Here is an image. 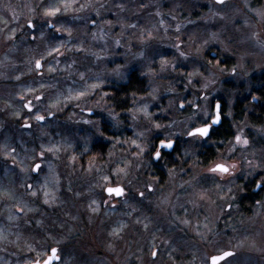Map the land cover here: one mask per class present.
I'll return each instance as SVG.
<instances>
[{
    "label": "rangeland",
    "instance_id": "1",
    "mask_svg": "<svg viewBox=\"0 0 264 264\" xmlns=\"http://www.w3.org/2000/svg\"><path fill=\"white\" fill-rule=\"evenodd\" d=\"M246 2L247 7L245 0L224 4L213 0H26L19 9L7 3L0 5V264L41 262L54 247L59 257L54 264H132L130 258L138 246L142 254L138 264H151L146 254L149 246L164 244L165 232L155 225L154 237L150 230L145 236L129 230L124 238L131 228L128 220L134 218L135 206L140 205L137 214L145 219L143 225L151 217L162 221L163 226L174 212L181 214L177 218H184L187 213L181 208L189 203L194 209L199 205L204 220L210 223L217 208V218L222 216L230 199L222 196L227 188H217L219 182L214 177L203 176L196 168V179L192 178L187 186L185 165L180 162L176 165L181 167L170 169L161 184L147 169V155L139 160L131 155L138 149L127 141L135 139L133 127L142 125L133 124L129 111L149 103V111L157 113L154 119H161L159 109L170 98L181 101L188 90L205 92L208 99L221 96L231 108L240 83L250 87L249 75L264 72V24L253 27L259 15H264V0L260 5ZM53 8L59 12L46 16L45 11ZM29 21L34 23L33 28L28 27ZM123 38L127 43L123 44ZM205 40L212 42L203 47L202 55H197L195 49ZM174 45L192 55L181 58ZM207 52L216 54V61ZM161 59L174 60L177 71L167 66L161 71ZM36 60H41L39 70L35 68ZM212 64L226 71L212 68ZM194 68L203 77L213 73L216 83L200 91L199 85L205 81L197 76L193 78L197 88L185 89V74ZM133 72L139 79L145 78L144 93L130 94L124 101L127 108L123 119L114 120L108 115L103 97L108 88L125 82ZM93 84L99 87L90 88ZM169 84L176 86V93L164 91ZM152 87L159 89L157 100L137 99ZM80 91L87 95L65 100ZM55 100L60 103L50 107ZM28 102L33 108L29 113L23 107ZM93 104L96 106L91 107ZM49 112L51 122H35L37 114L45 117ZM173 115L169 110L164 118L170 121ZM103 118L116 132L113 138L101 134ZM17 121L33 126L26 130L17 124L20 129H16ZM106 140L109 145L103 148ZM97 142L103 153L88 158ZM192 143L187 145L185 155L195 153ZM226 145L216 152L218 157H225ZM237 146L235 151L239 150ZM36 163L41 168L33 172ZM110 185H121L131 195L116 201L113 208L109 203L103 207V190ZM140 191L143 197L138 196ZM216 193L221 195L214 201ZM240 223L244 218L237 219V230ZM263 243L264 233L252 237L242 230L237 233L235 248L247 257L253 252L263 253ZM207 244L204 249L213 250L216 245ZM175 248L178 250L179 245ZM257 262L264 264V259Z\"/></svg>",
    "mask_w": 264,
    "mask_h": 264
},
{
    "label": "flooded vegetation",
    "instance_id": "2",
    "mask_svg": "<svg viewBox=\"0 0 264 264\" xmlns=\"http://www.w3.org/2000/svg\"><path fill=\"white\" fill-rule=\"evenodd\" d=\"M226 2H228V0H225L222 3H215L224 4ZM250 2L255 3L256 5H260L263 0H250ZM122 42L123 44L127 43V38H123ZM206 54L208 57L216 61V54H212L211 52H207ZM249 80L250 87L249 85L246 86L241 84L242 82L237 87L239 91L235 92L236 97L233 100L231 108L227 107L226 100L221 96H213L211 98L209 97L207 105L209 109H211L213 115L217 113L218 110L216 106L219 105L221 123L219 122L220 124L218 123V125L212 126L209 137L206 139L207 141H195L194 143H192L195 147L194 154L188 153L187 155H185L186 147L191 142H185L182 145V151L177 150L175 152H169L165 149L162 150L161 157L158 158L159 167L162 172L158 170L157 165L155 164L158 162L153 163V160L157 158H154L151 153L147 154V169L149 170V173H151V175L157 179L158 182H160L161 184H163V182L165 183V177L168 171L172 168H176L175 165L166 163L168 159H174L176 164L181 162L183 166L185 165L184 175L186 174L185 176H188L186 182L187 186L192 183V178L196 179L194 173V170L196 168L199 169V171L201 172L200 174H202L203 176L208 175L210 177H214V179H216V181L219 183H225V181L220 180V176L218 174L207 172L205 170V166L208 165L211 159L218 157L216 152L220 151L221 148H224V145H226L227 143H234L236 145V149L238 148L237 144L235 143V136L238 133V130H240L239 127L243 124L245 125V128L242 129V137L250 141V146L245 147H248L249 150H255L257 152L264 151V72H261L259 75H249ZM227 83H229V86L232 85V81H227ZM123 84L124 82L119 83L114 87L112 86V88H108L107 96L105 98L103 97V103L105 102L107 105L106 109L112 108L114 111L120 113V115L117 117L118 120L123 119V114L127 107H125L124 101L119 99L121 97L118 98L119 94H117L118 96L116 95L117 97H114V90H116ZM196 84H198V82H195V85ZM233 86L235 87V85ZM191 91L192 90H188L185 91L184 94L181 93L183 96L181 102L186 99H191L193 96H195L198 99L197 106L199 107L206 94L205 92L192 93ZM120 101L121 104H119ZM26 111L29 113L27 109ZM189 111H195V109L189 107ZM87 112L88 111H85V113ZM94 117L96 118V116ZM203 118L205 120L207 119L209 123H211L210 117L207 116ZM52 119V114H48L47 116H45L44 120H35V122L38 125H44L47 122H51ZM100 123L101 134L106 138H113L116 132L111 130V124L106 119L104 120V118L100 120ZM17 124L20 125L22 129L26 130L30 129L33 126V124L29 122L20 124L19 121H17V123L15 124L16 126H14V128L16 129H20ZM25 124H27L28 126L25 127ZM118 135L119 132L117 136ZM154 143L158 144V142ZM102 145L103 147L105 145L108 146V140L103 141ZM155 150L156 149L153 148V152ZM87 156L88 155H86V157ZM230 157L231 155L222 158ZM88 158H91V156H88ZM193 159L196 160V164L194 167L192 164ZM258 171H261V174H264V170L258 169ZM236 175L240 179L237 180L236 183L242 184L244 175L243 171ZM253 175H257V173H253ZM257 179H259V177H257ZM115 186L116 185H110L107 187ZM119 186L122 187L121 185ZM148 190L151 191V188L149 187ZM130 193L131 191H128L126 189H124V195L121 197H115L114 195H107L104 193L105 200L102 206L106 207L109 203L110 207L113 208L117 203L116 201L127 198L131 195ZM140 193L142 192H138L139 197L141 196ZM229 196L231 197V199L223 207L224 209L221 217L217 218L219 209L217 208L216 212L214 208V219L211 223L209 220H204V213L202 212L203 209L199 205L196 209H194L189 203L181 208V211H186L185 214L187 213V216L185 215L184 218H177V215L181 214L179 212H174L172 218H168L167 220H165L166 224L165 222H163V226L161 224L162 221H155V219L151 217L148 218V222L146 223V225H143V221H145V219H140L139 214H137L140 211V205L135 206V208L133 209L135 211L134 218L128 220V223L132 222L130 224L131 226H129L131 228L127 229V233L124 235V238L127 237L129 230H131L132 233L135 232V234L137 235L140 234L145 236V233L147 231H154L155 225L162 228V231L165 232V236L163 235L164 244L157 245L153 243L149 246V253H146L148 254V259L151 261V264H212V257L224 255V253L226 252L230 253V255L223 256V258L219 259L217 262H215V264H258L257 260L264 259V243L262 248L263 253L258 254L257 252H253V254L256 255L255 258L252 257L254 256L253 254H250L252 256L244 257L243 253H241L243 251H236L235 246L237 244V233L241 232L242 230L248 232L252 237L256 236L259 232L264 233V203L261 202L262 200H264V190H257V192H252L251 189H246L245 191L239 193L230 192ZM213 197L215 201V199L217 198V193L216 195H213ZM223 201L224 199L220 202ZM148 207H151L150 204ZM148 207L144 206V209L150 210ZM220 213L221 211H219V216ZM193 215H195L196 217L194 218ZM238 218H244V223L239 224L241 225L240 230H237L238 224L236 223ZM153 231L152 236L154 237L155 233ZM141 232H143V234H141ZM207 242L216 243L215 246H212L213 250H210V248L208 247L204 249V245H208ZM176 245H179L178 250H176L175 248ZM217 246L218 250H216ZM140 248L141 247L139 246L135 247L134 255L130 258L132 259V264H138V261L140 260L138 259L137 261V258H142V254L139 253ZM153 253H155V255H153Z\"/></svg>",
    "mask_w": 264,
    "mask_h": 264
},
{
    "label": "clouds",
    "instance_id": "3",
    "mask_svg": "<svg viewBox=\"0 0 264 264\" xmlns=\"http://www.w3.org/2000/svg\"><path fill=\"white\" fill-rule=\"evenodd\" d=\"M245 7H247L246 0H245ZM249 11H255V10L249 9ZM260 24H264V15H259V18L256 21V23L253 25V27H257ZM261 31H264V28H262ZM255 35L256 33L253 32V36ZM211 42L212 41L210 40H205L200 47H197L195 49V53L197 55H202L203 47ZM176 50L177 52H179V56L184 59H187L188 56L192 55V52H185L180 49H176ZM180 52H183L184 55L181 56ZM164 61L165 59H161L159 61L161 71L165 68V66H167V68L172 72L177 71L173 67V64L175 63L174 60L172 61L166 60L167 63H164ZM211 67L219 71H226V69H219L218 64H212ZM151 74L155 75L156 73L152 72ZM213 75L214 74L210 72L208 77H203L202 73H200L198 69L194 68L193 70L185 74L187 79V83L185 84V89L189 87H196V85L193 84V78L197 76H200L205 81L204 83L199 85V90L204 91L205 89H209L213 84L216 83V80L212 78ZM164 91L167 93H176L177 89L174 84H169L167 87L164 88ZM158 92L159 89L157 87H152L143 96L137 97V99H144V97H150L152 101H155L157 100ZM77 93H75V95L69 94L68 96L65 97V100L66 101L77 100L76 98ZM82 97H79L78 99ZM207 101H208V97L204 96L205 103L200 104V106L198 107L197 106L198 99L195 96H193L191 99H186L183 102H181L179 99L170 98L168 104L159 109V114L163 117L161 119H154V117L157 116V113L153 111H149V103H144L139 106H134L129 111L131 121L133 122V124H138L142 126L139 128L133 127V135L135 136V139H130L127 141L129 146H131L134 145L133 144V140H134L135 146L138 149L137 152H134L131 155L135 156L138 160L143 158L144 155H147L149 153H151L152 156L154 157V153L159 147L160 140L173 142L170 148L165 149L168 150L169 152H175L177 150L182 151L183 150L182 145L185 142L207 141L206 139L198 136L191 138L188 136V132L191 130L190 126L200 127L202 123L205 121L203 117H207V114L209 112V109L206 107ZM59 103H60L59 100H55L50 106L55 108ZM133 104L136 105L135 100L133 101ZM181 105H183V107H181ZM95 106H96L95 104L91 105V107H95ZM189 107L195 109V111H189ZM169 110H171V112L174 114L170 121L164 118L167 116ZM107 111H108V115L111 116L112 119L114 120L117 119V117L120 115L119 112L114 111L112 108H108ZM237 134H240L242 136L243 135L242 130H239ZM154 142H158V144ZM114 146L115 145H113V147ZM174 146H175V150H174ZM246 146H250V141ZM153 148L156 149L154 152H153ZM235 149H236V145H231V146L226 145L224 149V156L226 157L228 153H235V154L230 158L216 157L214 159H211L208 163L207 168L205 169L207 172H209L208 171L209 168H211L217 163L226 164L228 166L229 168L228 173L222 174L217 172L215 174H218L220 176L221 181H225L224 184L221 185L217 183L216 186L217 188H227V191H223L222 196L228 197L229 199H231V197L229 196L230 192L239 193L245 191L246 189H251L252 192H257V190H264V188L258 186L257 183L258 181H264V174H261V171H258V169L264 170V151L257 152L255 150H249V148L245 147V145H239L238 151H235ZM154 162H158L155 164L157 165L158 170L162 172V170L159 167V159H154L153 163ZM125 163L127 164V161ZM166 163L173 164L177 168L181 167V165H176L174 159H168ZM192 164L193 166H195L196 164L195 159H193ZM242 171L244 173L242 184H238L236 183V181L240 179L236 174L241 173ZM253 173H257V175H253ZM257 177H259V179H257ZM229 184H231L232 187L229 188L228 187ZM217 195L219 196L221 194L217 193ZM261 202L264 203V200H262Z\"/></svg>",
    "mask_w": 264,
    "mask_h": 264
},
{
    "label": "snow or ice",
    "instance_id": "4",
    "mask_svg": "<svg viewBox=\"0 0 264 264\" xmlns=\"http://www.w3.org/2000/svg\"><path fill=\"white\" fill-rule=\"evenodd\" d=\"M223 0H217V3H222ZM59 12L58 8H53L50 10H46L45 11V15L46 16H55L57 13ZM35 25L32 21H29L28 23V27L29 28H33ZM49 27H53V25L49 24ZM60 29H57V31H59ZM177 31H179V26L177 27ZM70 34V33H69ZM117 43H119V41H117ZM176 49H180V45H176L175 46ZM53 52H58V49H52ZM51 54V53H49ZM180 55L183 56L184 53L180 52ZM164 63H167V61L165 60ZM210 63V62H209ZM42 64H41V60H36L35 61V68L37 70L41 69ZM52 69L49 68V71H51ZM41 87H43V85H41ZM90 87L92 88H98L99 84H93ZM29 91H32L31 89ZM87 95L86 91H80L76 94V98L78 99L79 97L85 96ZM37 100H40L41 97L37 96L36 97ZM23 107L25 109H27L29 112H31L33 110L31 102L25 103L23 105ZM51 107V106H50ZM181 107H183V105H181ZM217 107V113L215 115L212 114L211 109H209V112L207 114L208 117H210L211 123H209V121L206 119L202 125L200 127H192L190 126L191 130L188 132V136L191 137H201L204 139H207L209 137L210 134V130L212 128L213 125H216L220 122L221 119V115H220V110H219V105L216 106ZM52 113L49 112V115H51ZM17 115H19L17 113ZM35 120L37 121H42L45 119V117L43 115H39L37 114L35 117ZM85 123H90V121H84ZM25 127H27L28 125L25 124ZM172 141H166V140H160L159 141V147L157 148V150L154 153V157L155 158H159L162 154V150L170 148L172 146ZM235 143L237 145H248L249 141L246 138H243L240 134H236L235 136ZM133 144L135 145V141L133 140ZM47 151H51V149H47ZM41 165L39 163L34 164L32 171L33 172H38V170H40ZM23 170V169H22ZM119 171H123V169H120ZM210 173H222V174H226L229 172V168L226 164H220L217 163L214 166H212L211 168H209L208 170ZM105 180L108 179V177H104ZM258 186H260L261 188H264V181H258ZM31 188V186H29ZM150 187V186H149ZM105 192H107L109 195H115L116 197H121L124 195V189L120 186H116V187H107L104 189ZM32 195L35 196L36 192H32ZM45 195H47V193H45ZM141 197H143V193H140ZM44 203H48V200L45 199ZM56 252L57 249L53 248L52 249V255L49 256L48 260H45L44 264H49V261L53 260L56 258ZM153 255H155V253H153ZM230 253H224V256H229ZM223 257H213V264H215L217 259H222Z\"/></svg>",
    "mask_w": 264,
    "mask_h": 264
},
{
    "label": "trees",
    "instance_id": "5",
    "mask_svg": "<svg viewBox=\"0 0 264 264\" xmlns=\"http://www.w3.org/2000/svg\"><path fill=\"white\" fill-rule=\"evenodd\" d=\"M26 0H0V5H6V3L8 4V6L14 7L15 9H19L23 6V4L25 3ZM33 1V0H32ZM107 19L111 18L110 16L106 17ZM28 44L32 45L33 42L29 39L28 40ZM139 75L135 74V72L130 73L126 79V81L124 82L123 85H121L120 87H118L116 90H114V97H121L119 99L126 101V98L129 97L130 94H137L140 92V95L144 93V85L143 84L145 82V78H138ZM117 95V96H116ZM119 104H121V101L119 102ZM126 107V106H125ZM101 145L97 143H95L93 145L92 148V152H90V156H98L100 154L103 153V151L101 150ZM104 148V147H103ZM102 148V149H103ZM96 160V158H94ZM98 161V160H97Z\"/></svg>",
    "mask_w": 264,
    "mask_h": 264
},
{
    "label": "water",
    "instance_id": "6",
    "mask_svg": "<svg viewBox=\"0 0 264 264\" xmlns=\"http://www.w3.org/2000/svg\"><path fill=\"white\" fill-rule=\"evenodd\" d=\"M216 3H217V0H214ZM223 1H225V0H223ZM28 25V24H27ZM116 187V186H115ZM107 188V187H106ZM104 193L105 194H107V195H109L107 192H105L104 191ZM115 196V195H114ZM116 197V196H115ZM53 249V248H52ZM52 249H50L49 250V252H48V255L46 256V258L43 260V261H36V262H33V263H31V264H44V262H45V260H48V258H49V256H51L52 255ZM56 249V248H55ZM224 255H221V256H217V257H223ZM213 258V257H212ZM58 260H59V257H58V255H57V252H56V258L55 259H53V260H51V261H49V264H54V263H56V262H58ZM219 259H217L216 260V262L218 261ZM211 261H212V264H213V259H211Z\"/></svg>",
    "mask_w": 264,
    "mask_h": 264
}]
</instances>
